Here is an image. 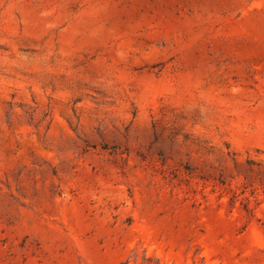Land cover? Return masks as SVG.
Segmentation results:
<instances>
[{"label": "rangeland", "instance_id": "1", "mask_svg": "<svg viewBox=\"0 0 264 264\" xmlns=\"http://www.w3.org/2000/svg\"><path fill=\"white\" fill-rule=\"evenodd\" d=\"M0 264H264V0H0Z\"/></svg>", "mask_w": 264, "mask_h": 264}]
</instances>
